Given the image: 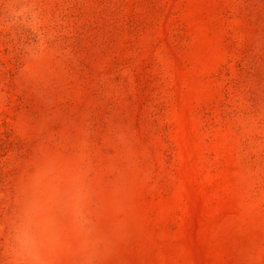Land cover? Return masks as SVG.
Wrapping results in <instances>:
<instances>
[{
    "label": "rangeland",
    "instance_id": "rangeland-1",
    "mask_svg": "<svg viewBox=\"0 0 264 264\" xmlns=\"http://www.w3.org/2000/svg\"><path fill=\"white\" fill-rule=\"evenodd\" d=\"M0 264H264V0H0Z\"/></svg>",
    "mask_w": 264,
    "mask_h": 264
}]
</instances>
